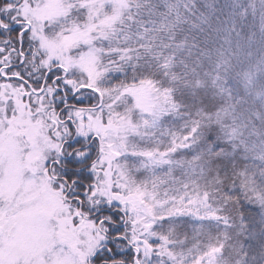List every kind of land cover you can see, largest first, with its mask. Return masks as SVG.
Returning <instances> with one entry per match:
<instances>
[{
    "label": "snow or ice",
    "instance_id": "6c2138e0",
    "mask_svg": "<svg viewBox=\"0 0 264 264\" xmlns=\"http://www.w3.org/2000/svg\"><path fill=\"white\" fill-rule=\"evenodd\" d=\"M0 54V264H264V0H0Z\"/></svg>",
    "mask_w": 264,
    "mask_h": 264
},
{
    "label": "trees",
    "instance_id": "16d2710c",
    "mask_svg": "<svg viewBox=\"0 0 264 264\" xmlns=\"http://www.w3.org/2000/svg\"><path fill=\"white\" fill-rule=\"evenodd\" d=\"M0 55H2V54H0ZM0 80L5 82V83H13V84L17 83V81H15L14 79L13 80H9V79H6V78H0ZM84 91H87V90H84ZM73 103H75L78 108L87 109V108H89V107H91L92 105L95 104V99H89V98L85 97L82 103L81 102H77V101H73ZM85 115H87V114H85ZM246 207L249 208L252 213L258 212V209L255 208L254 206H246ZM183 219L187 220V224H185L184 229L186 231H188L189 234H191L192 227L193 226H197L199 222L195 221V220H191L190 218H183Z\"/></svg>",
    "mask_w": 264,
    "mask_h": 264
},
{
    "label": "rangeland",
    "instance_id": "374dc122",
    "mask_svg": "<svg viewBox=\"0 0 264 264\" xmlns=\"http://www.w3.org/2000/svg\"><path fill=\"white\" fill-rule=\"evenodd\" d=\"M4 78H6V77H4ZM7 79H8V78H7ZM0 83H5V82H3V81L0 80ZM25 99H26V98H25ZM85 117L87 118V115H85ZM86 118H85V119H86ZM248 209H249V208H248ZM253 211H254V210H253ZM254 212H255V211H254Z\"/></svg>",
    "mask_w": 264,
    "mask_h": 264
}]
</instances>
